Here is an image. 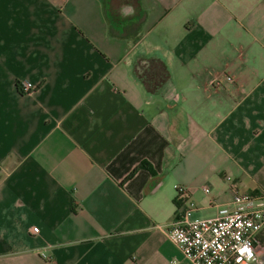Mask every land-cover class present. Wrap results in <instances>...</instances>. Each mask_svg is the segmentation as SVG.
Segmentation results:
<instances>
[{"label":"crops","instance_id":"crops-1","mask_svg":"<svg viewBox=\"0 0 264 264\" xmlns=\"http://www.w3.org/2000/svg\"><path fill=\"white\" fill-rule=\"evenodd\" d=\"M179 186L264 188V0H0V264H193Z\"/></svg>","mask_w":264,"mask_h":264},{"label":"built area","instance_id":"built-area-1","mask_svg":"<svg viewBox=\"0 0 264 264\" xmlns=\"http://www.w3.org/2000/svg\"><path fill=\"white\" fill-rule=\"evenodd\" d=\"M17 86L21 92L36 87L29 80ZM203 189L209 191L207 186ZM176 191L180 204L166 235L185 258L193 264L262 263L257 250L264 251V246L257 234L264 227V188L235 191L229 203L206 217L194 216L196 205L183 186ZM34 230H38L37 226Z\"/></svg>","mask_w":264,"mask_h":264},{"label":"trees","instance_id":"trees-1","mask_svg":"<svg viewBox=\"0 0 264 264\" xmlns=\"http://www.w3.org/2000/svg\"><path fill=\"white\" fill-rule=\"evenodd\" d=\"M139 167H145L147 169H149L151 172H154L153 167L151 166V164L147 161H141L129 174L127 177H130L131 175H133V173L136 171V169H138ZM177 202V200H175ZM179 205V203L177 202V206ZM261 242V241H260ZM262 245L264 246V244L262 243Z\"/></svg>","mask_w":264,"mask_h":264},{"label":"water","instance_id":"water-1","mask_svg":"<svg viewBox=\"0 0 264 264\" xmlns=\"http://www.w3.org/2000/svg\"><path fill=\"white\" fill-rule=\"evenodd\" d=\"M241 264H247V262L244 261V262H242Z\"/></svg>","mask_w":264,"mask_h":264},{"label":"rangeland","instance_id":"rangeland-1","mask_svg":"<svg viewBox=\"0 0 264 264\" xmlns=\"http://www.w3.org/2000/svg\"><path fill=\"white\" fill-rule=\"evenodd\" d=\"M195 216V215H194ZM199 217V216H198Z\"/></svg>","mask_w":264,"mask_h":264}]
</instances>
